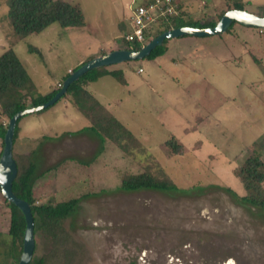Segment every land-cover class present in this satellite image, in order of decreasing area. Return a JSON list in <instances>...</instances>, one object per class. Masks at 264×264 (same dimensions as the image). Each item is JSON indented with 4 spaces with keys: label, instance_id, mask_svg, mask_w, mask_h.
I'll use <instances>...</instances> for the list:
<instances>
[{
    "label": "rangeland",
    "instance_id": "1",
    "mask_svg": "<svg viewBox=\"0 0 264 264\" xmlns=\"http://www.w3.org/2000/svg\"><path fill=\"white\" fill-rule=\"evenodd\" d=\"M67 1L82 10L83 26L52 23L13 46L43 94L69 69L126 48L131 0ZM177 1L184 20L218 21V12L237 1L264 15V0ZM7 10L0 0V55L9 46ZM234 22L219 34L168 38L166 52L154 59L106 66L121 70L126 84L105 74L87 85L142 149L125 153L109 139L100 148L94 133L81 130L89 121L66 97L19 120L12 150L32 152L36 203L78 198L63 222L80 247L74 264H264V209L239 201L244 189L233 174L250 151L264 159L254 143L264 134V28ZM29 44L43 57L29 52ZM171 136L182 144L179 153L166 145ZM146 163H158L178 189H119L124 173ZM9 222L0 192V264L14 262ZM34 238L41 255L46 242Z\"/></svg>",
    "mask_w": 264,
    "mask_h": 264
},
{
    "label": "trees",
    "instance_id": "2",
    "mask_svg": "<svg viewBox=\"0 0 264 264\" xmlns=\"http://www.w3.org/2000/svg\"><path fill=\"white\" fill-rule=\"evenodd\" d=\"M7 6V18H5L7 27H5L6 30L4 29V36L8 39L9 46L0 55V140L2 146L8 123L4 125L1 116H6L9 120L17 111L29 105H38L47 101L60 89L57 87L50 92L41 93L16 55L13 46L27 35L38 33L52 23H58L64 28L80 27L85 23L80 7L67 0H7ZM233 8L244 9L243 3L234 2ZM224 12L225 10L218 12V19ZM215 23L216 21L212 20L207 22L184 20L177 15L158 25L155 35L173 27L183 25L206 27L213 26ZM234 23L233 21L230 27ZM166 42L167 39L161 45L154 47L146 58L154 59L164 54L167 50ZM126 46H130V44L127 43ZM132 47L139 49L140 45L133 43ZM28 51L36 53L40 58L43 57L41 50L34 45L29 44ZM105 74L113 76L121 84H126L121 70L107 69L102 66L88 70L77 80L71 82L62 97H66L89 121V126L81 130H90L94 133L99 139L100 148L109 139L125 153L131 154L134 149L143 148L142 142L87 89L90 82L96 81ZM45 109L47 108L38 112ZM20 119L17 120L14 128L13 143L18 137ZM254 143L260 151L264 152V134ZM166 145L172 153H179L182 149L179 139L173 136L166 141ZM99 151L102 150L99 149ZM13 158L16 162L17 173L12 182V190L16 196L30 204L34 220V237L37 234L41 235L47 245L46 251L41 255H36L35 245L29 264H74L81 253L80 247L65 230L63 222L75 211L78 198L37 204L32 189L37 177L32 152L20 155L13 152ZM156 165L159 166L158 163H146L144 170L140 172L124 173L119 189L126 192L142 189L165 192L177 190V185L170 176ZM233 174L239 179L244 189V194L238 196L239 201L242 204L264 209V159L261 155L248 152L243 162L233 169ZM227 190L232 192L230 188ZM4 203L10 211L8 234L11 237L10 255L14 258V262L11 264H18L22 251L25 219L22 211L14 203L6 198H4Z\"/></svg>",
    "mask_w": 264,
    "mask_h": 264
},
{
    "label": "water",
    "instance_id": "3",
    "mask_svg": "<svg viewBox=\"0 0 264 264\" xmlns=\"http://www.w3.org/2000/svg\"><path fill=\"white\" fill-rule=\"evenodd\" d=\"M233 21L240 24L264 28V15L254 14L245 9L231 8L226 10L213 26L198 27L183 25L173 27L153 37L139 49L118 48L102 55L96 56L80 64L63 80L60 89L47 101L38 105H29L14 113L8 120L7 128L3 137V147L0 154V190L4 198L14 203L23 213L25 229L23 232L22 251L18 264H29L35 247L34 220L28 201L16 196L12 190V182L17 173L16 162L13 158V134L16 122L24 115L38 112L54 104L66 92L68 85L77 80L83 73L93 68L106 67L125 60L145 58L150 51L163 43L165 39L182 35L206 36L219 34L228 29Z\"/></svg>",
    "mask_w": 264,
    "mask_h": 264
},
{
    "label": "built area",
    "instance_id": "4",
    "mask_svg": "<svg viewBox=\"0 0 264 264\" xmlns=\"http://www.w3.org/2000/svg\"><path fill=\"white\" fill-rule=\"evenodd\" d=\"M179 9L180 3L177 0H131L125 20L127 29L123 35L124 42L130 44L126 48L133 49V43L144 46L156 36L157 26L177 16ZM71 72L72 69H69L68 73ZM61 85L62 82L58 83V87Z\"/></svg>",
    "mask_w": 264,
    "mask_h": 264
},
{
    "label": "crops",
    "instance_id": "5",
    "mask_svg": "<svg viewBox=\"0 0 264 264\" xmlns=\"http://www.w3.org/2000/svg\"><path fill=\"white\" fill-rule=\"evenodd\" d=\"M95 96V95H94ZM97 98V97H96ZM98 99V98H97ZM99 100V99H98ZM64 101H68V99L67 98H65L64 99ZM69 102V101H68ZM70 103V102H69ZM102 103V102H101ZM71 104V103H70ZM103 105H105L104 103H102ZM106 106V105H105ZM106 107H108V106H106Z\"/></svg>",
    "mask_w": 264,
    "mask_h": 264
}]
</instances>
